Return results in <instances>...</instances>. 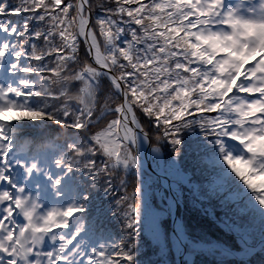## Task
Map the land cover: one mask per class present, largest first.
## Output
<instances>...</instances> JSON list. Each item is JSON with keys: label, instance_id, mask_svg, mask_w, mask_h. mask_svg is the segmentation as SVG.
Listing matches in <instances>:
<instances>
[{"label": "snow or ice", "instance_id": "6c2138e0", "mask_svg": "<svg viewBox=\"0 0 264 264\" xmlns=\"http://www.w3.org/2000/svg\"><path fill=\"white\" fill-rule=\"evenodd\" d=\"M0 264H264V0H0Z\"/></svg>", "mask_w": 264, "mask_h": 264}]
</instances>
